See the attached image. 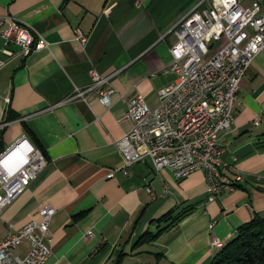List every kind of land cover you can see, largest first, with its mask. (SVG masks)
Instances as JSON below:
<instances>
[{
    "label": "crops",
    "instance_id": "1",
    "mask_svg": "<svg viewBox=\"0 0 264 264\" xmlns=\"http://www.w3.org/2000/svg\"><path fill=\"white\" fill-rule=\"evenodd\" d=\"M199 1L0 0V17L13 18L43 42L0 66V111L11 116L0 129V148L24 134L45 161L1 211L0 238L50 205L43 264H208L215 251L210 236L225 242L240 223L264 214L263 51L240 80L232 124L218 138L220 171L241 176L232 189L207 200L202 171L176 180L147 159L127 174L105 176L121 164L114 142L130 127L125 100L139 94L149 108L157 104V90L174 78L163 72L175 41L171 29ZM92 72L106 78L101 87L112 89L107 104L93 90L57 103L90 85ZM183 202L194 206L173 227L133 245L143 230L154 231L152 219ZM27 249L22 239L12 254L22 257Z\"/></svg>",
    "mask_w": 264,
    "mask_h": 264
},
{
    "label": "built area",
    "instance_id": "2",
    "mask_svg": "<svg viewBox=\"0 0 264 264\" xmlns=\"http://www.w3.org/2000/svg\"><path fill=\"white\" fill-rule=\"evenodd\" d=\"M171 30L175 41L168 48L170 58L163 72L172 73L174 78L157 90V104L151 108L139 94L125 100L124 118L130 127L114 142L121 164L105 176L109 178L116 171L127 174L133 164L145 159L153 170L164 168L176 180L199 170L206 182V199L212 200L241 180L239 174L228 176L220 171L224 162L218 138L232 124L240 80L253 57L264 52V5L259 0H201ZM73 36L84 43L77 28H73ZM0 44V66L12 54L24 56L43 46V42H35L27 27L9 16L0 17ZM105 81L92 72L90 85L73 88L57 103L93 90L107 104L112 89L101 87ZM2 101L6 104L8 97ZM1 111L0 129L10 121L7 111ZM44 163L42 154L24 134L0 151V213ZM146 192L152 191L148 187ZM53 213L54 208L43 205L36 211V220L29 219L2 236L0 264H43L49 255L48 223ZM22 239L28 242V249L19 257L12 249ZM221 243L209 237V247L217 248Z\"/></svg>",
    "mask_w": 264,
    "mask_h": 264
},
{
    "label": "trees",
    "instance_id": "3",
    "mask_svg": "<svg viewBox=\"0 0 264 264\" xmlns=\"http://www.w3.org/2000/svg\"><path fill=\"white\" fill-rule=\"evenodd\" d=\"M6 116L11 118L9 112ZM193 206V202H183L152 219L150 222L154 225V231L143 230L134 239L133 245L155 240L190 212ZM214 249L208 264H264V214L254 213L247 221L236 226L228 240ZM121 256L122 253L119 252L116 260Z\"/></svg>",
    "mask_w": 264,
    "mask_h": 264
},
{
    "label": "rangeland",
    "instance_id": "4",
    "mask_svg": "<svg viewBox=\"0 0 264 264\" xmlns=\"http://www.w3.org/2000/svg\"><path fill=\"white\" fill-rule=\"evenodd\" d=\"M7 147V146H6ZM6 147H4V149H6ZM207 244H209V240H208V243Z\"/></svg>",
    "mask_w": 264,
    "mask_h": 264
}]
</instances>
